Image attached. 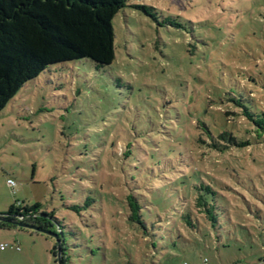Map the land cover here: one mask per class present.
Listing matches in <instances>:
<instances>
[{
    "label": "rangeland",
    "instance_id": "obj_1",
    "mask_svg": "<svg viewBox=\"0 0 264 264\" xmlns=\"http://www.w3.org/2000/svg\"><path fill=\"white\" fill-rule=\"evenodd\" d=\"M113 27L111 66H51L0 113V213H53L63 264H264V143L236 105L264 112V0H129ZM202 185L216 230L187 210ZM5 244L0 264H60L42 233L0 229Z\"/></svg>",
    "mask_w": 264,
    "mask_h": 264
},
{
    "label": "trees",
    "instance_id": "obj_2",
    "mask_svg": "<svg viewBox=\"0 0 264 264\" xmlns=\"http://www.w3.org/2000/svg\"><path fill=\"white\" fill-rule=\"evenodd\" d=\"M128 1L0 0V113L27 83L38 79L51 66L84 60L94 63L97 69L111 66L116 58L113 21L128 7ZM236 105L242 108L243 117L255 128L258 144L264 143V112L254 113L239 102ZM219 137L238 148L251 145L249 140L233 134L224 133ZM212 146L219 152L224 150L219 145ZM125 147L122 156L128 158L133 150ZM210 194L215 195L212 187L202 185L193 193L187 210L194 208L216 230L219 220L212 199L208 197ZM146 207L135 196H126L130 223L146 227L143 212ZM74 210L80 211L79 207ZM181 217L193 227L191 211ZM0 218L34 225L58 235L67 262L62 226L53 213L43 212L41 205L34 208L14 205L6 213H0ZM11 226L14 225L0 222V229Z\"/></svg>",
    "mask_w": 264,
    "mask_h": 264
},
{
    "label": "water",
    "instance_id": "obj_3",
    "mask_svg": "<svg viewBox=\"0 0 264 264\" xmlns=\"http://www.w3.org/2000/svg\"><path fill=\"white\" fill-rule=\"evenodd\" d=\"M0 222H4V223L10 224V225H14V226H18V227H21V228L31 229L33 231H36L38 233H42L44 235H47V236L52 237L53 239H55V241L57 242V252H58L59 263L63 264L62 263L63 245H62L61 239L59 238L58 235H56V234H54V233H52L50 231H47V230H44V229H40L39 227H36L34 225H29V224H26V223L10 221V220H6V219H3V218H0Z\"/></svg>",
    "mask_w": 264,
    "mask_h": 264
},
{
    "label": "built area",
    "instance_id": "obj_4",
    "mask_svg": "<svg viewBox=\"0 0 264 264\" xmlns=\"http://www.w3.org/2000/svg\"><path fill=\"white\" fill-rule=\"evenodd\" d=\"M7 184H8V186H10L13 189L16 187V183L14 181H12V180H8ZM14 193H15V191H14ZM8 247H10V245L5 244V245H1L0 249L1 250H5ZM17 249L19 250V247H17ZM184 264H187V263H184ZM203 264H209V261L207 259H204Z\"/></svg>",
    "mask_w": 264,
    "mask_h": 264
}]
</instances>
